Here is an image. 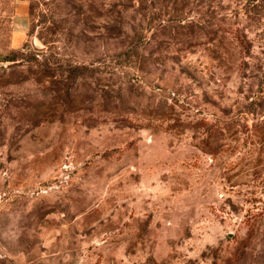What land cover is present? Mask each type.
I'll list each match as a JSON object with an SVG mask.
<instances>
[{
  "label": "rangeland",
  "instance_id": "obj_1",
  "mask_svg": "<svg viewBox=\"0 0 264 264\" xmlns=\"http://www.w3.org/2000/svg\"><path fill=\"white\" fill-rule=\"evenodd\" d=\"M0 264H264V0H0Z\"/></svg>",
  "mask_w": 264,
  "mask_h": 264
},
{
  "label": "crops",
  "instance_id": "obj_2",
  "mask_svg": "<svg viewBox=\"0 0 264 264\" xmlns=\"http://www.w3.org/2000/svg\"><path fill=\"white\" fill-rule=\"evenodd\" d=\"M30 24L28 6L22 3L14 15V28L18 36H22Z\"/></svg>",
  "mask_w": 264,
  "mask_h": 264
}]
</instances>
